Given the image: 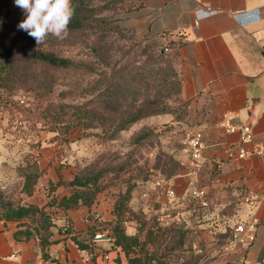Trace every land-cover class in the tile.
I'll return each mask as SVG.
<instances>
[{"label": "rangeland", "instance_id": "374dc122", "mask_svg": "<svg viewBox=\"0 0 264 264\" xmlns=\"http://www.w3.org/2000/svg\"><path fill=\"white\" fill-rule=\"evenodd\" d=\"M9 1L17 18L11 35L0 40L1 60L11 68L5 74L7 84L0 86V224L5 207L25 208L36 192L43 189L46 194L43 175L51 167L56 172L60 164L72 179L106 168L104 181L120 193L140 185H146L147 191L153 180L166 179V172L178 173L180 151L194 120L181 95L177 58L169 51L157 58L161 45L139 40L122 26L123 15L141 0H72L75 10L99 22L75 29L70 23L66 38L49 36L40 46L18 29L25 13ZM36 54L43 58L33 59ZM141 107L165 112L110 135L119 117ZM78 117L84 126L75 125ZM33 162L42 173L28 196L23 189L24 170ZM154 193L143 200L146 207H155ZM186 203L187 210L201 207ZM218 213L224 215L223 221L205 230L217 249L225 241L227 225L236 222L232 209ZM144 233H139L141 241ZM200 234L189 239L198 241ZM173 240L171 235L162 247ZM195 250L190 245L176 249L167 264H207L209 259L195 258Z\"/></svg>", "mask_w": 264, "mask_h": 264}, {"label": "crops", "instance_id": "0c3cea01", "mask_svg": "<svg viewBox=\"0 0 264 264\" xmlns=\"http://www.w3.org/2000/svg\"><path fill=\"white\" fill-rule=\"evenodd\" d=\"M212 13L218 15L208 18ZM194 18L202 20L201 31L196 28ZM122 26L137 39H155L169 52L176 53L181 95L189 102L193 130L202 132L207 145L206 161L197 175L188 173L180 153L181 169L169 178L176 194L172 204L179 206L191 201L188 199L191 188L205 189L213 210L211 216H217L216 221H219L218 211L228 208L233 210L231 215L236 221L255 224L254 240L239 246L230 255L221 253L223 244L219 249L212 248V236L203 231L198 241L190 245L196 249L193 255L196 259H209L207 264H243L245 259L250 264H262L264 156L229 159L225 147L249 149L254 144L264 143V0H141L123 15ZM225 114L230 115L232 125L249 128L250 142L244 141L239 133L227 134L218 125ZM216 165L220 167L219 175L211 172ZM61 175L72 180L65 169L61 170ZM43 177L47 178L45 185L58 181L54 167L47 169ZM145 187L140 185L137 187L140 190L133 192L129 204L133 210L141 208L144 213H155L161 211L163 205L171 204L164 193L154 191L155 207H146L141 198ZM118 193L119 188L110 186L97 194L90 208L81 206L67 213L56 210L46 259L42 257L38 241L14 239L16 223H1L0 264H127L125 254L119 249L112 250L107 243L91 245V252L81 251L70 236L58 230L69 221L73 232L82 235L80 239L87 238V229L95 225V221L86 220V216L92 214L99 221H112V207ZM63 194V188L59 187L52 196ZM250 194L256 199L246 203L245 198ZM48 200L41 189L30 197L29 203L43 206ZM187 211L186 205L182 213ZM125 228L130 235L137 232L134 222H127ZM87 253L94 254L92 260L87 259Z\"/></svg>", "mask_w": 264, "mask_h": 264}, {"label": "trees", "instance_id": "16d2710c", "mask_svg": "<svg viewBox=\"0 0 264 264\" xmlns=\"http://www.w3.org/2000/svg\"><path fill=\"white\" fill-rule=\"evenodd\" d=\"M12 5L9 0H0V40L8 38L11 35L12 30L16 25V16L11 12ZM104 20V19H101ZM98 20L89 19V17L82 15L81 12L75 10V15L71 21L73 28H80L85 24L89 26H96ZM72 28V27H71ZM157 45L162 44L155 39H152ZM171 46V43H169ZM162 46L157 54V58H163L166 52H163ZM176 57V53L173 54ZM0 53V86L7 84L6 72L10 70V66L4 63ZM33 59H42L39 54L31 55ZM137 83L141 87V79ZM139 87V88H140ZM109 89V87H107ZM105 92V91H103ZM109 92V91H106ZM189 106V102L187 103ZM165 109L141 107L137 110L126 113L119 117L118 121L114 122L110 129V135H115L124 130L129 125L145 118L156 114H162ZM86 117L84 113L82 117ZM77 118L75 125L80 124L84 126L82 122L84 120ZM58 124L59 121H54ZM72 122V121H71ZM74 122V121H73ZM72 122V123H73ZM74 124V123H73ZM143 135H141L142 137ZM51 165V164H50ZM49 165V166H50ZM65 167L64 164H60L55 167L58 174V181L49 183L47 185L46 195L49 200L43 206H37L33 204L27 205L25 208H10L5 207L2 211V222L16 223V230L13 233L16 241H38L39 248L44 259L48 258L46 250L52 243V228L55 226V214L56 210H61L65 213L75 210L81 206L90 208L98 193L106 190L110 187L111 183L104 181V176L107 173V169H98L85 172L84 174L74 176L71 181L63 178L61 175V169ZM42 170H39L38 164L33 162L28 164L24 170V192L31 196L34 192V186L38 178L40 177ZM165 174V173H164ZM175 171H168L164 175L166 179L175 176ZM62 187L65 194L62 196H52V194ZM134 187H126L124 190L115 196L114 204L112 207L113 219L110 222L99 221L96 216L88 214L86 220H94L95 225L89 226L87 229V238L80 239L82 236L80 233H74L69 221L65 223L59 232L71 237L78 249L81 251L91 252V241L95 233L100 230L108 229L112 236L111 249L121 250L127 257V264H167L169 255L172 251L178 249L179 251L185 248L187 245H191L193 242L194 234L201 233L208 226H213L217 221V216H211L213 210L208 207H194L191 206L186 213H182L180 217L170 220L166 225H159L153 216L145 214L142 210H133L130 207V200ZM189 214V215H188ZM219 214V221H223ZM218 221V222H219ZM125 222H134L137 225V232L135 234L126 233L124 226ZM224 223H226L224 221ZM241 223L236 221L232 225H227L225 233L227 234L224 243L227 241L231 230L235 225ZM243 223V222H242ZM221 224V223H220ZM206 225V227H205ZM208 225V226H207ZM145 230L143 240L141 241L139 233ZM173 236L174 240L170 245L166 244V247H162L168 237ZM223 243V244H224ZM264 264V259H260Z\"/></svg>", "mask_w": 264, "mask_h": 264}, {"label": "built area", "instance_id": "2783aa9c", "mask_svg": "<svg viewBox=\"0 0 264 264\" xmlns=\"http://www.w3.org/2000/svg\"><path fill=\"white\" fill-rule=\"evenodd\" d=\"M210 11V9H208ZM220 13V12H218ZM218 14H210L208 18L213 19ZM202 20H197L194 18V24L198 30H202L203 25L200 26ZM204 36H209L210 34ZM169 49L164 47L163 52H168ZM264 93V88H263ZM218 125L224 129L227 134L239 133L242 139L246 142L252 140V133L247 127L243 126H234L231 124V117L229 114L223 115L221 120L218 122ZM207 145L203 140V134L200 130H192L187 137V140L184 144V147L180 153L184 157V167L190 175H197L204 166L206 161L204 157V151L206 150ZM226 155L229 159L239 158L246 159L251 156H264V143L254 144L251 148H243L241 146H227L225 147ZM213 174L219 175L220 167L216 165L212 168ZM161 192L171 201V204L163 205L161 211H156L154 217L156 222L159 225H165L166 222L180 217L183 210L186 207V203H180L179 206L173 205V201L176 198V194L171 186L169 179L157 178L151 182L147 191H144L141 194V198L145 201L150 199V192ZM188 199L194 201L196 204H199L201 207L205 208L209 205L208 193L205 189L191 188L188 191ZM256 199L254 194L247 195L245 198L246 203H252ZM127 222L124 223L126 225ZM254 230L255 224L250 223H239L231 230L230 235L227 241L223 244L221 248V253L223 255H230L235 252L239 246L247 245L254 240ZM98 243H107L111 245L112 236L108 229L100 230L93 236L91 240V245ZM104 258H107L106 254H102ZM87 259L92 260L94 257L93 253L86 254ZM243 264H250L249 260H244Z\"/></svg>", "mask_w": 264, "mask_h": 264}, {"label": "clouds", "instance_id": "9594fccd", "mask_svg": "<svg viewBox=\"0 0 264 264\" xmlns=\"http://www.w3.org/2000/svg\"><path fill=\"white\" fill-rule=\"evenodd\" d=\"M14 4L26 17L18 24V29L26 32L37 45L43 44L49 36L66 38L75 15L72 0H14Z\"/></svg>", "mask_w": 264, "mask_h": 264}]
</instances>
